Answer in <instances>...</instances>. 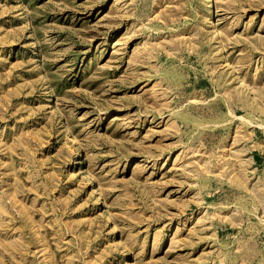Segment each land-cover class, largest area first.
I'll use <instances>...</instances> for the list:
<instances>
[{
	"label": "rangeland",
	"instance_id": "1",
	"mask_svg": "<svg viewBox=\"0 0 264 264\" xmlns=\"http://www.w3.org/2000/svg\"><path fill=\"white\" fill-rule=\"evenodd\" d=\"M129 263L264 264V0H0V264Z\"/></svg>",
	"mask_w": 264,
	"mask_h": 264
},
{
	"label": "bare ground",
	"instance_id": "2",
	"mask_svg": "<svg viewBox=\"0 0 264 264\" xmlns=\"http://www.w3.org/2000/svg\"><path fill=\"white\" fill-rule=\"evenodd\" d=\"M96 204H99V201ZM129 264H133V263H129Z\"/></svg>",
	"mask_w": 264,
	"mask_h": 264
}]
</instances>
